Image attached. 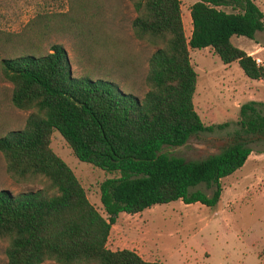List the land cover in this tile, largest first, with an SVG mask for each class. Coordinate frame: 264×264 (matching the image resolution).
I'll list each match as a JSON object with an SVG mask.
<instances>
[{"label":"trees","instance_id":"1","mask_svg":"<svg viewBox=\"0 0 264 264\" xmlns=\"http://www.w3.org/2000/svg\"><path fill=\"white\" fill-rule=\"evenodd\" d=\"M129 1L135 12L133 36L154 47L141 82L131 75L138 73L136 65L124 57L113 58L96 76L72 75L64 47L48 42L51 32L74 30L77 52L98 62L95 52L107 43L99 0H71L66 10L36 12L18 30L0 28V79L11 84L9 101L29 109L23 127L0 134V153L13 180L41 184L16 193L0 188L3 264L45 259L58 264H165L143 259L131 248L106 246L117 214L175 199L213 206L220 195L219 178L241 166L251 151L242 133L264 141V113L248 100L238 107L234 140L218 152L184 159L160 151L212 128L193 108L196 73L188 47H210L221 62L236 60L247 77L264 80V66L229 40L232 34L252 38L255 31L264 32L263 13L253 0H194L188 7V37L180 0ZM53 129L78 160L113 173L98 184L104 215L50 148ZM199 183L210 193L192 188Z\"/></svg>","mask_w":264,"mask_h":264},{"label":"rangeland","instance_id":"2","mask_svg":"<svg viewBox=\"0 0 264 264\" xmlns=\"http://www.w3.org/2000/svg\"><path fill=\"white\" fill-rule=\"evenodd\" d=\"M71 0H0V28L18 30L25 21L39 11H58L69 8ZM101 2L100 29L106 35V45L95 52L98 62L86 61L77 52L74 30L51 32L48 42L60 43L68 56L72 75L96 76L110 66L113 58L131 59L138 73L132 77L141 82L146 69L145 60L153 46L136 39L130 21L135 12L129 0H99ZM194 0H180L184 35L188 37L190 22L188 7ZM263 13L264 0H253ZM228 10V9H226ZM232 44L258 56L264 66V32L255 31L252 38L232 34ZM108 54H110L108 56ZM107 55V56H106ZM188 56L196 73L192 94L193 108L210 130L198 131L176 146L163 145L160 151L184 159H198L216 153L234 140L238 107L252 100L264 113V80L247 77L236 60L223 63L210 47H188ZM113 72L117 74L118 65ZM122 83H127L124 81ZM11 84L0 79V134L8 129L21 128L29 109L15 107L9 101ZM249 138L251 151L231 173L219 178L220 195L213 206L199 202L184 203L180 199L155 203L139 212H119L111 224L106 246L110 249L127 247L143 253L147 260L165 264H264V141ZM50 148L72 169L90 203L104 215L98 198L99 182L113 173L106 172L85 161L78 160L58 133L49 136ZM36 179L13 180L5 170L0 153V188L12 193L35 189ZM199 188L210 193L202 183ZM5 240L0 239V264L4 263ZM37 264H58L45 259ZM94 264V263H79Z\"/></svg>","mask_w":264,"mask_h":264},{"label":"crops","instance_id":"3","mask_svg":"<svg viewBox=\"0 0 264 264\" xmlns=\"http://www.w3.org/2000/svg\"><path fill=\"white\" fill-rule=\"evenodd\" d=\"M186 19H185V21H187V22H190V17H189V15H186ZM182 22H183V18H182ZM184 26V25H183ZM190 26H191V23H190ZM246 53H248L247 51H246ZM134 251H136V250H134ZM137 252V251H136ZM143 259H145L144 258V255H143V253H139V252H137Z\"/></svg>","mask_w":264,"mask_h":264},{"label":"built area","instance_id":"4","mask_svg":"<svg viewBox=\"0 0 264 264\" xmlns=\"http://www.w3.org/2000/svg\"><path fill=\"white\" fill-rule=\"evenodd\" d=\"M256 64L262 65L261 59L258 56H251Z\"/></svg>","mask_w":264,"mask_h":264}]
</instances>
